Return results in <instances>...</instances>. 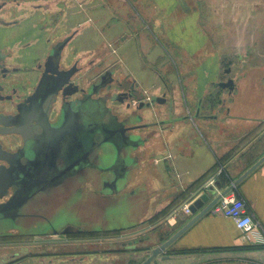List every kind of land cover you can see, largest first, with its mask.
Listing matches in <instances>:
<instances>
[{"label":"crops","instance_id":"0c3cea01","mask_svg":"<svg viewBox=\"0 0 264 264\" xmlns=\"http://www.w3.org/2000/svg\"><path fill=\"white\" fill-rule=\"evenodd\" d=\"M148 1L107 0L117 12L130 17L132 33L128 37L123 36L126 25L122 22L112 24L106 10L97 5L95 16L100 17L97 23L103 21V29L106 24H112L108 28L109 34L100 42L93 38L83 42L82 21L71 25L75 15H84L86 0L77 2L73 11L62 8L59 0L56 9L51 5L49 9V13H59L63 17L64 25L70 27L66 29L70 34L76 33L66 52L68 62L103 49L108 56L100 72L116 65L121 69L116 77L137 82L142 97L167 93L173 103L172 116L169 117L167 109L161 107L158 118L164 121L173 117L176 120H168L164 127H159L156 135L139 150L138 167L127 188L129 192L143 184L148 195L143 214L134 226H130V240L124 243L134 264H141L154 248L170 239L194 217L185 212L186 205L191 206L203 194H208L209 202L213 201L264 157V116L256 122L248 119L246 108L238 110L230 105L225 89H211V83L224 79L221 75L223 66L237 59H222L215 55L179 59L177 53L174 54L175 60L168 65L169 58L164 51V47L177 46L196 55L208 44L212 48H264V0H224L232 4L229 8L222 0H209V31L216 32L212 38L211 35H201L200 15L194 12L183 14L179 1L178 5L176 0H164L165 6L161 0H155V5ZM89 11L86 22L92 23ZM173 12L177 14L172 15ZM253 33L257 37L252 36ZM115 42L124 49H112ZM77 49L82 52L74 57L73 52ZM112 52L117 55L113 60L110 59ZM133 52L137 53L136 58L132 56ZM261 52L264 55V51ZM143 54L154 57L155 65L159 62L161 68L143 67L146 65ZM163 54L167 61H163ZM181 61L189 64L186 69L180 65ZM229 77L236 82L232 70ZM210 94L211 99L221 98L203 107V111L210 115L208 119L179 120L187 113H194L198 99L210 100ZM116 110L121 116L127 113L119 104ZM144 117L151 122L155 116L146 111ZM209 187H214V191L210 192ZM228 194L244 199L264 231V162ZM142 234L145 236L141 237ZM28 251L11 254V257L18 258L11 264H30ZM69 259L80 260L77 257ZM158 261V264H261L264 263V246L247 242L232 219L210 211L180 236ZM58 262L53 257H40L35 264Z\"/></svg>","mask_w":264,"mask_h":264},{"label":"flooded vegetation","instance_id":"af4514ba","mask_svg":"<svg viewBox=\"0 0 264 264\" xmlns=\"http://www.w3.org/2000/svg\"><path fill=\"white\" fill-rule=\"evenodd\" d=\"M13 3H15L17 7L22 6L20 0H13ZM32 6L34 11L41 10L49 12L50 9V4L48 3H39ZM9 9V0H0V32L4 27L17 26L18 28V26L24 24L23 19L26 21L25 17L13 18V15L9 13ZM5 11L6 15L4 16ZM75 36L76 33H69L65 35H58L55 38H47V53L40 58L37 63L36 70L39 75L36 79L35 85L32 89L30 88V91L27 94H24L20 91L21 89L16 86H12L10 88L6 86L8 81L11 79L12 74H19L23 71V69L19 66H11L10 60L14 58V53L6 50L4 47H0V103L14 106L10 112H6L0 107V151L11 155L20 154V158L23 152L28 159L36 163L33 173H36V178L40 180L41 175L45 171L51 174V172L55 171V169H48L46 167L42 168V164L46 163V160L43 158L41 152L36 153L35 145L37 146L39 139H44L48 130L51 129L50 126L58 128V126L66 121L64 129L56 132L57 137L64 138L61 144H57L54 148L57 153L50 155L51 151H49L45 156L47 158H53L52 163L54 165L64 161L68 165L67 170L70 168L68 176L63 178L65 182L63 181L60 184H56L54 183V179L52 181H49V179L45 181V187L49 186L48 188H45V191L49 189L50 192L44 195V198L46 200L48 197L52 198V201L48 199V204L50 202L47 211L49 213L47 216L48 219H65L64 223H67L60 230L59 234H61L64 230H67L66 232L69 233H99L129 230L130 227L113 230H87L85 227L83 228L70 222V219H86V217L83 216V210L81 208V203L86 201V198L81 192L84 187L85 191H93L96 195L98 194L99 197L115 198L117 196L115 191L114 194H108L104 193V191L97 190L93 184L94 178L91 180L87 179V177L92 174H88L86 172V169L84 168L85 164H79V162L82 161L87 154L88 141L90 139H92L94 143L99 141L98 139L106 133V129H109L107 133H109L110 136L112 135L114 138L112 141L116 143L114 132L116 127L114 122L109 128H106L104 124H102L105 109L101 97L107 92H98L101 90L104 81L107 82L108 79H110V77L108 78L103 75L107 70L112 69L114 71L113 77L115 82L111 85V89L108 92L122 94L125 96V98L123 97L124 99L130 97L133 98L125 101L124 105H122L125 107V111L126 107L129 106V104L131 105V109L128 111L129 115H131L129 121L130 123L126 124L130 127L129 132L133 135H139L143 140V145H141L137 151L132 152V157L135 156L139 159V150L150 141L151 137L156 135L159 127H164V125L169 122L168 120H176L173 117L164 121L158 118L161 107H165L167 109L169 117L172 116L173 103L169 101L167 93H164L162 96H151L149 98L142 97L141 87L137 84V82L131 80L127 81L126 79L116 77V74L121 70L116 65H110L102 72L99 71L95 74L91 80H88V78L85 77L86 74L97 64L103 63L105 57L108 56V53L103 49H98L91 55L75 57L72 61L68 62L66 52ZM164 51L167 55L168 49L166 47H164ZM230 73L231 68L224 69V75H222L224 79L211 83V89L215 88L221 91L222 89H225L228 96L232 97L237 89V83L233 80V78L229 77ZM20 76L24 75L21 74ZM230 80H233V90H230L228 87H221L222 84L228 86ZM90 97L96 102L93 104V108H95L93 112L90 111L91 108L88 106L91 104ZM209 98L210 100L198 99L195 104L194 113H187V115L180 117L179 120L186 122L190 120L197 121L200 119H208L210 115L203 111V107L207 103H210V101L215 102L216 100V98L211 99V94ZM111 102L119 104L116 101H109L108 104ZM140 103H144V105L141 106ZM186 105L188 106V104ZM109 107L112 108V113L119 118V112L114 109V107H111L110 105ZM146 111L153 112L155 116L153 121L150 122L144 117V112ZM227 112H229V110ZM127 114L128 113H126V115ZM119 119L122 120V118ZM14 130L16 131L14 132ZM17 131H20V133ZM52 131L55 130L53 129L51 132ZM13 136L19 140V144L15 147L10 146L5 140V138ZM30 140L34 141L35 144H32V141ZM40 148L44 150L45 147L41 146ZM103 148L112 152V147ZM103 154L104 149L100 151V155ZM2 166L6 168L14 167L17 172L21 170L26 171V167L22 165L17 166V164L13 165L5 160H0V167ZM135 170L132 171V176ZM92 177L97 179V187L101 188L103 185L101 183L102 174L96 173V175H92ZM112 177H114L112 174L107 175L109 180H111ZM88 187H90V189ZM8 191L7 195L0 198V205L7 203L12 197H14L15 189L11 187ZM57 191L61 194L65 193V195H68L67 205L65 204L66 206L56 203L55 195L57 194ZM0 219L3 218L0 217ZM19 219L38 218L32 216H21ZM74 228L79 232L72 230ZM13 231L18 234L21 233L18 230H10L5 233L3 230L0 233V237Z\"/></svg>","mask_w":264,"mask_h":264},{"label":"rangeland","instance_id":"374dc122","mask_svg":"<svg viewBox=\"0 0 264 264\" xmlns=\"http://www.w3.org/2000/svg\"><path fill=\"white\" fill-rule=\"evenodd\" d=\"M20 1L22 3V6L17 7L16 4L13 3V0H9V13L13 15V18L24 17V15L28 17L26 18V21L23 19L24 24L18 26V28L17 26L4 27L3 30H1L0 47H4L6 50L12 51L14 53V58L10 60L11 66H19L23 69V71L19 74H12V77L8 81L6 86L9 88L12 86H16L21 89L20 91H22L24 94H27L30 91V88L32 89V87L35 85L36 79L39 75L36 70L37 63L40 58H42L47 53V38H55L58 35L70 33V31L66 30L70 29V27H67L66 24V26L64 25V19L60 16L59 13H56V15L52 12L49 13L41 10L34 11V8L32 6L39 3H48L51 5V7H53V9H56V3L58 0ZM59 1L62 4V8L72 9L75 8L74 6L77 4V2L81 0ZM171 1L172 0H170V2ZM148 2H152L153 5L156 4L155 0H149ZM161 2H164V0H161ZM176 2L178 3L179 7H183L180 9L183 14H190V12H194L200 15V29L202 30V36L203 34L206 37L211 35V38L212 36H216V32L212 34L209 31V17L207 15L209 9V0H176ZM222 3L227 2L222 0ZM165 4L166 2L163 3V6H165ZM97 5H99V7H103L106 10L107 14L109 15L108 17L111 18L110 21L112 24L122 22L126 25L125 27L127 30L126 33L123 34V36L128 37L131 35L132 31L129 22L130 17L127 14H123L119 11L117 12L115 8H113L110 3L107 2V0H86V6L84 8L86 12L83 11V14L85 16L75 15L73 17V23L71 24L73 25L77 23V21L83 22V42H87L88 38H93L94 40H99L100 42L104 35H108L110 32L108 28H111L112 24H106L105 28L103 29V21L97 23V21L100 19V17L95 16L98 13V10H95ZM231 5L232 4L230 3L226 4L228 8L231 7ZM148 6L150 7L151 5ZM88 10H90V16L93 18L92 23L90 21H88V23L86 22L89 18ZM23 11L25 13H22ZM175 14H177V12L172 13V15ZM5 15L6 11L4 13V16ZM61 21L62 25H60ZM58 26L60 27L59 30ZM122 33L123 32H121V34ZM251 35H255L257 37L256 33H253ZM115 43L116 46L114 45V48L112 49H115V51H117L119 47V50L124 49L122 48L121 44H118V42ZM167 48V55L169 58L168 65L175 60L174 54L177 55V53L179 54V59H181L182 57H187L190 59L198 57L202 59L204 57H210L211 55L221 57L222 59H224L225 57V59H228L229 57H235L237 59L236 62L223 66L224 69L231 68L233 72V77L235 78L237 83L236 91L234 92L232 97L228 96L227 100H230L229 103L231 106H233L234 109L235 107L238 110H241V107L246 108L248 110L246 116H248V119L250 120H254L256 122V120L264 116V55L261 52L264 51V48H224L220 46L212 48V45L208 44L205 47H202L200 53H196V55L189 52L187 48H180L177 46H169ZM79 49H81V46ZM212 51L214 53H212ZM81 52L82 51H79L78 49L75 50V52H73L74 57L80 54ZM136 54L137 53L133 52L132 56H135L136 58ZM116 56L117 55L112 52V56L110 57V59L113 60L117 58ZM161 56L163 58V61H167L165 58V54ZM143 57L146 61V65H144L143 67L152 66L156 67V69L161 68V63L158 62L157 65H155L156 59L154 57L151 58L150 55L147 57L144 54ZM242 58L244 60L243 63H241ZM102 65V63L97 64L92 70H90L86 74L85 77L88 78V80H91L95 76V74L101 71V69L103 68ZM180 65L184 66V68L186 69V66H188L189 64L185 61H181ZM224 69L222 70L221 75H224ZM21 74H23L24 76H20ZM220 98L221 97L218 96L216 100H219ZM109 105L116 109L118 104H114L111 102L109 103ZM0 107L6 112H10V110L14 108V106H11L10 104L4 105L1 103ZM5 140L10 146L13 147L19 144V140L14 136L7 137L5 138ZM92 175H96V173L93 172ZM39 188L40 187H36L35 191H37ZM88 188L90 189V187ZM127 188L128 186L126 187V189ZM125 191L127 190L124 189L122 192ZM44 192L50 191L48 189ZM81 192L86 198V201L81 203L83 216L86 217V219H70V221L74 224H81L82 227H86L87 230L117 229L125 225L126 219L127 223H136L137 219L143 214L144 203L148 196L147 187L143 184H140L139 186L135 187L134 194L130 193L126 196L124 195L120 199H117L112 203L104 202L101 199L99 200L98 194L96 195V193L93 191H85V187L82 189ZM41 194L43 193H38V195ZM59 196L60 202L58 203L67 205L68 195H65V193H60ZM47 211L48 210L43 211L42 213L48 215ZM64 221L65 219L57 220L56 223L58 229H62ZM38 222L43 221L38 220ZM46 227L47 230L51 229V227H48V225H45V228ZM72 230L78 231L75 228ZM41 231L42 229L40 228L23 229L24 233H39ZM66 231L67 230H64L58 236L39 235L25 238H15V235H18V233L15 231L5 234L2 237H5L6 235L14 236L0 239V264H11L12 262H15L14 260H17L18 258L11 257L10 255L17 252H24L26 251V249H29V255H27L31 259L30 264H35V261H37V259L40 257L56 258L59 261L58 264H134V259L128 255V251L125 249L126 247L124 246V243H128L131 237L129 230H121L115 232H99L93 234H89V232L79 231V233H69ZM4 232L7 233L9 231ZM144 236L145 235L143 234L141 235V237ZM70 257H77L80 258V260L76 262L72 260L70 261Z\"/></svg>","mask_w":264,"mask_h":264},{"label":"water","instance_id":"95a60500","mask_svg":"<svg viewBox=\"0 0 264 264\" xmlns=\"http://www.w3.org/2000/svg\"><path fill=\"white\" fill-rule=\"evenodd\" d=\"M109 75V76H108ZM114 71L112 69L107 70L106 73L103 75L105 77H110L107 82L104 81V84L102 85L101 90L98 93L101 92H107L105 93L101 99L104 103V116L102 118V124L106 128H109L112 126L113 122L115 124V137H116V143H114L112 140L114 138L112 135L110 136L109 133H104V135L99 138L97 142H93L92 139L88 141V149L87 154L83 158L82 161L79 162V164L83 163L85 164V169L88 174L95 173H101L102 174V180L101 183L103 184L101 188L97 187V179L95 177H92V175L88 176L87 179H93L94 178V187L98 190L104 191V193L108 194H114V191L116 193V197H99V200H103L104 202H114L117 199H120L122 196H126L127 194H134V190L132 192H122L126 187L129 185V183L132 181V171H134L138 167L139 159L138 157H132V152L137 151L141 145H143V140L139 135H133L129 132L130 127H128L126 124L130 123V116L129 115V109H131V105L126 107V112L128 113L125 116L119 115V118H122L120 120L118 117H116L112 112V108L109 107L108 102H118L120 105H124L125 101L133 99L125 98L122 94H114L112 92H108L111 89V85L115 82V79L113 77ZM221 87L229 88L230 90H233V80L229 81L228 86L225 84H222ZM124 97V98H123ZM91 98V97H90ZM95 101L91 98V104H89V108H91V112L95 110L94 107ZM141 106L144 105V103H140ZM88 108V109H89ZM140 108V107H139ZM66 124V121L62 123L58 128H54L53 126H50L51 129L48 130L47 134L45 135L44 139L38 141L36 148V153L41 152L43 155V158L46 160V163L42 164V168H48V169H55V171H52L51 174L47 171H45L41 175V179L38 180L36 178L37 174L33 173V169L36 166V163L31 161L27 158L25 154L21 155H11L6 152L0 151V160H5L10 164L19 166L22 165L26 167V171L21 170L18 171L12 168H6L4 166L0 167V198L8 194V190L12 187L15 189V195L12 197L7 203L0 205V217L3 219H0V233L1 231H10V230H18L21 233L20 235H58L60 233V229L57 228V220L58 219H48V215L43 214V211L48 210V207L50 205V202L48 204V201L52 198L48 197L46 200L44 198V195L48 194V192H44L45 188H48L49 186L45 187V181L49 179V181L55 180L54 183L60 184L64 181L63 178L67 177L69 174L68 165L66 162H60L56 163L55 165L52 163L53 158H47L45 157L46 154H48L49 151H51L50 155H53L54 153H57L54 149L57 144H61L64 138L57 137L56 132L61 131L64 129V126ZM55 130L52 131L51 130ZM16 130H14L15 132ZM20 133V131H17ZM51 132V133H50ZM61 135V134H60ZM32 141V140H30ZM32 144H35L34 141H32ZM45 147L44 150H42L40 147ZM112 147V152H109L107 149L103 147ZM104 149V154L100 155V151ZM22 159V160H21ZM264 162V157H262L253 167H251L243 176H241L239 179H237L234 184L229 187L226 191H224L221 195H219L217 198H215L213 201H210V198L208 194H203L198 198L196 201L193 202V204L189 207L190 213L194 215V217L177 233H175L170 239H168L166 242H164L159 247L154 248L150 253L149 256L141 263V264H158L159 257L166 252L168 248L180 237L182 236L186 231H188L195 222L200 220L205 215L209 214L211 209L219 202L221 197L227 195L230 193L233 189L237 188V186L248 176L250 175L254 170H256L262 163ZM72 163V162H71ZM118 173V176H117ZM113 175L114 177L109 180L107 178V175ZM72 180V179H69ZM65 182V181H64ZM24 184V185H23ZM36 187H40L37 191H35ZM210 192L214 191V187H209L208 189ZM129 191V190H128ZM38 193H43L41 195H38ZM59 192L55 195L56 203L60 202V196ZM38 198V199H37ZM47 198V197H46ZM205 206V204H207ZM125 213V212H124ZM21 216H29V217H36L38 219H19ZM43 218H42V217ZM38 220H42L43 222H38ZM85 220V219H80ZM125 225L123 227H119L117 229H122L125 227H132L136 223L128 222L127 219L125 220ZM71 222V221H70ZM67 222L63 223V227ZM72 223V222H71ZM44 224V225H42ZM74 224V223H73ZM45 225L48 227H51L50 230H47V227L45 228ZM78 226L82 225L77 224ZM62 227V228H63ZM29 229V228H40L42 229L39 233H24L23 229ZM84 228V227H83ZM86 228V227H85ZM109 230V229H107ZM23 232V233H22Z\"/></svg>","mask_w":264,"mask_h":264},{"label":"built area","instance_id":"2783aa9c","mask_svg":"<svg viewBox=\"0 0 264 264\" xmlns=\"http://www.w3.org/2000/svg\"><path fill=\"white\" fill-rule=\"evenodd\" d=\"M189 207V205H186L183 208L187 214H191ZM211 213L232 219L247 242L264 246V231L250 212L244 199L234 194H227L221 197L219 202L211 209Z\"/></svg>","mask_w":264,"mask_h":264},{"label":"trees","instance_id":"16d2710c","mask_svg":"<svg viewBox=\"0 0 264 264\" xmlns=\"http://www.w3.org/2000/svg\"><path fill=\"white\" fill-rule=\"evenodd\" d=\"M89 234H93V233H91V232H89ZM10 236H14V235H10ZM10 236H5V237H0V239H4V238H8V237H10ZM25 237H30V236H28V235H15V238H25Z\"/></svg>","mask_w":264,"mask_h":264}]
</instances>
